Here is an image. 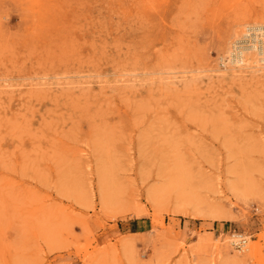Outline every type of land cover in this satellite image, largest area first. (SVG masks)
<instances>
[{"label":"rangeland","instance_id":"obj_1","mask_svg":"<svg viewBox=\"0 0 264 264\" xmlns=\"http://www.w3.org/2000/svg\"><path fill=\"white\" fill-rule=\"evenodd\" d=\"M260 24L264 0H0V264H264V69L225 70Z\"/></svg>","mask_w":264,"mask_h":264},{"label":"bare ground","instance_id":"obj_2","mask_svg":"<svg viewBox=\"0 0 264 264\" xmlns=\"http://www.w3.org/2000/svg\"><path fill=\"white\" fill-rule=\"evenodd\" d=\"M253 27V35L251 39L250 45L246 47L236 46L234 43L238 40L235 39L232 44V48L230 47L226 50V67L225 70L229 71L231 74L237 71H241L243 69H250L251 73H256L264 69V24L252 26ZM248 29V28H247ZM241 37H246V29L242 30L240 34ZM180 213H184L182 210H176ZM215 216V215H213ZM218 216V215H216ZM233 238L230 240L232 245H236L241 240H244L240 248L248 250V252L252 251V245L248 244L246 246V238L237 233L231 234ZM241 237V238H240Z\"/></svg>","mask_w":264,"mask_h":264},{"label":"built area","instance_id":"obj_3","mask_svg":"<svg viewBox=\"0 0 264 264\" xmlns=\"http://www.w3.org/2000/svg\"><path fill=\"white\" fill-rule=\"evenodd\" d=\"M243 242H244V240H241V242L238 241V243L236 245L240 247Z\"/></svg>","mask_w":264,"mask_h":264}]
</instances>
